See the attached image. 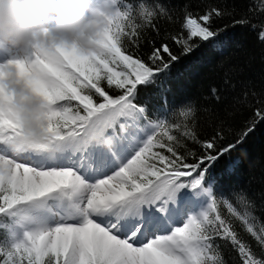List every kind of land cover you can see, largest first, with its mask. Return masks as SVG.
Here are the masks:
<instances>
[{"label": "trees", "instance_id": "16d2710c", "mask_svg": "<svg viewBox=\"0 0 264 264\" xmlns=\"http://www.w3.org/2000/svg\"><path fill=\"white\" fill-rule=\"evenodd\" d=\"M100 1L110 19L102 53L66 67L35 131L82 135L111 111L114 136L127 122L153 124L129 186L152 187L150 197L159 185L199 181L211 206L191 227L197 264H264V0ZM186 17H205L206 33L187 37ZM10 193L0 182V264H74L54 248H15L21 213L1 205Z\"/></svg>", "mask_w": 264, "mask_h": 264}, {"label": "rangeland", "instance_id": "374dc122", "mask_svg": "<svg viewBox=\"0 0 264 264\" xmlns=\"http://www.w3.org/2000/svg\"><path fill=\"white\" fill-rule=\"evenodd\" d=\"M22 2L25 5L28 0ZM92 5L98 18L94 20L91 32L93 51L90 56L78 52L61 35H53L48 31L59 30V27L52 29L40 22L35 24L34 20L32 31L41 36L40 50H36L30 42L27 45L37 52L35 68L25 62V72L20 74L17 70L9 72L0 64V182L8 184L11 190L7 198L2 197L4 202L1 205L15 207L21 213L18 225L14 227V246L28 255L54 248L66 258L71 257L74 264H94L103 260L110 264H179L167 259L169 251L164 242L166 238L186 249L187 264H197L200 242L192 235L191 227L197 221H202L205 213L201 217L192 215L191 219L185 220V215L191 214V209L187 208L191 207L188 204L192 200L191 192L188 196L187 191L194 189V193H199L197 181L188 185L157 186L151 196L160 189V196L156 195L155 198L160 197L158 201L165 198L168 209H174L177 203H185L181 207V219L178 217L171 225H167L165 219H158L161 221L159 230H153L150 225L154 221L148 220L147 228L142 233L128 239L133 228L138 226L137 222L152 216L155 208H151L157 200L151 202V196L148 201L143 200V192L133 190L129 185L134 186L135 183H130L128 177L130 162L144 150L151 133L144 132L143 136L137 137L129 135L138 133L137 131L123 126V137L116 141L114 148L102 154L98 149L85 148V144L90 138L91 146H100L105 138L107 148L114 145L116 117L113 111L95 117L92 127L87 128L82 135L69 134L56 140L47 137L43 134L44 131H35L41 126L40 121L46 114L52 115L47 101L57 96L53 89L60 84L66 67L80 57L93 59L102 53L101 40L106 37L110 25L109 9L104 2L98 0L93 1ZM37 9L36 6L35 11ZM72 14L73 12L69 18ZM33 16L36 19L38 14L33 12ZM62 19H68L66 13ZM21 23L25 24L24 21ZM23 39L7 38L6 46L11 49L8 60L15 56L21 57V52L14 45L19 46ZM102 124L105 130L112 129V134L105 135L106 131L101 133ZM149 127L152 132L154 126L148 125L147 128ZM118 155L119 162L116 160ZM107 162L115 164L87 177L81 174L84 166L98 170L97 168L103 169ZM111 173L116 176L120 188L106 183V178ZM79 184L87 185L88 199H91L95 188L106 192L107 209L101 218L93 215L85 197L79 207L72 205L79 214L74 220L54 221L41 212L39 215L44 219L41 221L42 228L53 232L52 238H48L33 222L36 211L34 207L44 201L45 208H54L57 197L75 189ZM205 192L208 194V209L210 193ZM126 197H130V201ZM136 217L140 219L137 221ZM124 223L127 224L122 227Z\"/></svg>", "mask_w": 264, "mask_h": 264}, {"label": "bare ground", "instance_id": "6f19581e", "mask_svg": "<svg viewBox=\"0 0 264 264\" xmlns=\"http://www.w3.org/2000/svg\"><path fill=\"white\" fill-rule=\"evenodd\" d=\"M60 1L61 0H28L24 5L22 0H0V64L4 69L9 72L17 70L20 74H23L25 72V62L28 63L30 67L35 68L38 55L36 51L32 50L27 45V43H32L36 50H40L39 44L41 36L39 33L32 31L34 25L38 22L51 26L52 29L59 27V30L48 29V31L53 35H61L65 41L69 42L78 52L82 53L84 56H90L93 51L90 43L91 32L93 30L94 20L98 18L95 12V7H93V5H88L87 2L77 1V6H74L70 10L73 12L72 15L75 16H73L72 19L68 18L64 20L62 18L65 14L64 11L66 12V10L63 11V9L59 7ZM73 1L76 0H68L70 3ZM36 6L38 9L35 11ZM33 12L34 14H38L36 19L33 16ZM186 18L191 19V17ZM34 20L35 24L33 23ZM21 21H24L25 24L22 25ZM7 38H12V40H20L21 38H24L19 46L14 45L21 52V57L15 56L12 57L11 60H8V55L10 54L11 49L6 46ZM117 152L118 151H116V153ZM116 158L117 162H119L120 155ZM106 168L107 167L105 166L103 169L98 168V170H96L95 167L91 168L89 166H84L81 174L87 177ZM106 183L115 188L121 187L116 176L113 174H110L108 178H106ZM87 188V185L79 184L75 189L69 190L68 193H63L61 196L57 197L58 200L55 199L56 206L54 208H45V202H40V204L34 207L36 209L33 219L35 225L43 231L45 236L51 239L53 232L51 229L48 230L42 228L41 221L44 219L39 213L43 212L54 221H68L78 218L79 214L74 211L72 205L79 207V203L83 202L85 197H87ZM190 192H192V190H188L187 195L190 194ZM91 194V199H88V197L86 198L88 201V208L93 215L101 218L102 214L107 209L108 204L106 203V199L108 194L98 188H95ZM191 196L192 200H190L188 204L189 206L191 205V207L187 208L191 209V214L185 215V220L191 219L192 215L198 217L203 216L208 206L207 192L204 191L203 193ZM185 201L186 200H184V202ZM165 204V199L161 200L154 209V215L137 222L138 226L133 228L128 239L131 240L136 235L142 233L143 230L147 228L146 222H148V220L154 221L150 225L153 230H159L158 228H160L159 225L161 221L158 219H165L167 225H171L181 216V207H183L185 203H177V206L171 210L168 209ZM155 219L157 221H155ZM126 224L127 223L122 224V227L123 225L126 226ZM113 225H115V223H113ZM164 242L169 251V254H167L168 260H172L174 263L187 264L186 253L184 250L171 240L164 239Z\"/></svg>", "mask_w": 264, "mask_h": 264}]
</instances>
